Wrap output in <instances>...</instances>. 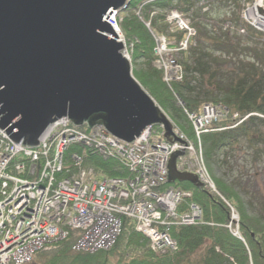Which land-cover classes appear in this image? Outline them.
I'll return each mask as SVG.
<instances>
[{"label":"trees","instance_id":"obj_1","mask_svg":"<svg viewBox=\"0 0 264 264\" xmlns=\"http://www.w3.org/2000/svg\"><path fill=\"white\" fill-rule=\"evenodd\" d=\"M197 1L154 0L143 3L139 8L141 0H130L128 7L121 10L118 16L121 18L126 47L130 51L133 75L181 130L185 131L184 125H187V134L193 136L186 111L199 113L203 103L220 104L228 110L224 118L211 124L212 128L218 129H211L201 135L203 157L212 173L213 166L223 161L213 159L215 151L231 146L242 137L251 139L254 132L264 128V49L253 44L255 35H259L257 39H262L260 34L264 33L249 27V41H243L238 36L220 30L218 24L210 19L207 21L209 24L202 25L199 12L192 10ZM232 4L237 8L241 6L239 0H232ZM138 8L139 14L135 11ZM171 8L189 14L192 24L197 27V34L196 44L188 48V54L185 55L187 60L182 61V80L168 85L162 80V71L154 65L152 32L165 33L169 29V37L175 40L183 37V31L165 21ZM151 10H155L153 15H150ZM227 20L242 23L238 14ZM146 21H149V27L145 25ZM214 51L226 55L224 59L231 60H220L213 55ZM218 64L225 67L219 68L221 73L217 72ZM208 86L210 88L206 89ZM195 90L202 94H193ZM234 113H237V117L232 116ZM249 113L253 114L238 122ZM80 128L90 131L85 124ZM152 128L161 130L159 125ZM72 148L81 155L85 166L94 167L101 176L129 175L125 163L119 158H102L82 145H72ZM227 156L226 152L223 159L226 160ZM215 182L221 196L204 186L196 187L189 181L163 184L165 187L178 186L191 192V196L181 203L180 210L190 201L202 209L203 223L169 227L168 232L176 243L174 250L164 254L153 252L148 239L135 229L134 221L122 217L121 232L108 249L74 251L72 245L78 235L72 230L64 239L45 245L34 253L29 263L35 261V256H42L40 262L32 264H264V215H248L239 195L224 181L215 177ZM231 206L239 213L243 241L232 235L225 226L229 222Z\"/></svg>","mask_w":264,"mask_h":264},{"label":"built area","instance_id":"obj_2","mask_svg":"<svg viewBox=\"0 0 264 264\" xmlns=\"http://www.w3.org/2000/svg\"><path fill=\"white\" fill-rule=\"evenodd\" d=\"M150 1L152 0H144V2ZM119 10L118 8L108 11L107 20L111 21L114 26L120 23ZM242 15L250 25L264 30V0L245 1ZM166 20L173 22L179 30L184 31L185 37L177 45H173V42L163 34H154L156 64L163 70L166 80H180L183 76V74H179L181 70L178 71L173 67H182L176 62L173 54L187 48L196 30L190 24L189 19L176 9L169 11ZM146 24L149 25V22ZM120 41L125 42L122 37ZM122 52L125 56L128 52L126 47ZM189 113L193 131L198 139L197 147L176 129L173 132L184 143L174 140L169 142L158 137L160 135L152 129V126L146 127L133 140L125 141L112 138L101 125H95L90 131L82 130L80 133L74 134L59 121V124L57 121L51 122L52 127L62 130L64 141L80 143L76 137L81 135V141L92 143L97 147L106 146L108 152L116 154L117 158L123 160L125 165L133 171V175L130 177L102 176L101 182L98 183V180H94L95 183L91 186H89V181L82 177L83 171L73 177L75 182L72 184L69 183L70 179L54 183V173L61 167L58 153L61 144L57 146L59 150L53 152L54 160L58 161L57 166L54 167L51 159L48 156L45 157L46 171L42 175L34 161L40 148L10 147L4 141V138L10 137L0 127V165L3 166L10 159L2 152L5 151V148H10L12 153L20 150V153L30 163L37 178L46 177L45 183L53 188L56 195H51L49 202L60 203V200H63L67 205L66 214L60 216L63 224H57L56 220L46 213L43 214L37 200L28 198V195L33 194L36 199H39L45 194L39 181L37 184H31L16 176H6V168L0 167V176H6L11 181V192L22 187H25L27 191L26 195H20L21 201L17 205L13 193L9 196L7 191L4 193L1 190L0 214H8L9 220L3 221L4 224L0 223V264H24L44 244L49 241H59L72 230L76 231L78 235L72 245L76 250L96 251L111 247L121 232L122 216H127L134 221L135 229L148 238L149 245L154 252L165 253L175 249L176 243L168 232L169 227L198 223L201 220L202 210L198 204L193 202L188 203L180 210L183 199L190 197L191 193L163 186L167 181L168 160L174 151L183 150V155L177 159L178 168L193 171L206 187L214 189L213 180L202 156L200 135L209 130L212 122L221 118L223 110H219L211 103H204L200 113ZM63 118L69 120L67 117ZM151 137L154 140H150ZM17 165V170L23 167L20 160ZM71 177L72 175L69 178ZM76 183L80 184L81 190L76 189ZM2 184L4 189L8 186L6 181ZM57 194H61V197ZM31 203L32 206H30ZM26 204L27 207L23 208V205ZM47 208L48 204H45L44 209L47 210ZM32 222L35 223V229L30 226ZM11 237L13 238L11 239ZM6 239L8 241H5Z\"/></svg>","mask_w":264,"mask_h":264},{"label":"water","instance_id":"obj_3","mask_svg":"<svg viewBox=\"0 0 264 264\" xmlns=\"http://www.w3.org/2000/svg\"><path fill=\"white\" fill-rule=\"evenodd\" d=\"M128 0H0V127L35 145L46 125L68 117L131 141L153 124L173 126L130 74L123 44L104 18ZM101 31V32H98ZM103 31V33H102ZM86 121V122H85ZM168 160V182H202Z\"/></svg>","mask_w":264,"mask_h":264},{"label":"bare ground","instance_id":"obj_4","mask_svg":"<svg viewBox=\"0 0 264 264\" xmlns=\"http://www.w3.org/2000/svg\"><path fill=\"white\" fill-rule=\"evenodd\" d=\"M107 15H108V13H107ZM107 18L108 17H105L104 19L109 24L112 25V27L115 30V32L118 35V37L113 36V35H111L109 33H106V32H105V35L107 34L109 37L114 38L116 41H120L121 40V37L125 40V36H124L123 30H122L121 23L117 24V26H114L111 21H108L107 20ZM120 20H121V18H120ZM98 32H101V31H98ZM102 33H103V31H102ZM122 44H123V47H126L127 46L126 45V42H122ZM122 49L120 50V53L121 54H123ZM153 53L155 54L154 49H153ZM125 56H126V58L128 60V63L130 65V67L132 68V64H131V61H130V53L127 52ZM154 65L157 68H159L158 65L156 64V58L154 59ZM131 68H130V74L132 75V78L136 82H138L140 84V82L138 81V79L133 75ZM173 68L176 69V70H178V71L181 70V72L179 74H181V75L183 74V69L182 68H180V67H173ZM162 80L165 83H168V82L171 81V80H166L164 76H162ZM140 86H141V84H140ZM144 91L148 95H150L145 89H144ZM178 101L180 103H182L179 98H178ZM155 103H156V101H155ZM156 105H158V104L156 103ZM202 107H203V104H202ZM202 107H201V110H202ZM189 114L190 113H186V118L188 120H190ZM63 117H65V116L58 117L54 121H57L58 124H59V122L61 124H64L74 134L80 133L82 131V129L80 128L82 126L81 124H76V123L72 122V120H70V119L69 120L68 119L67 120H64ZM50 123H48L46 125V127L44 128V130H42V132L39 134V136L37 138V140L39 142L36 143L35 145H27L26 142H25V145H24V144H22L20 142L13 141L11 138H8V139L7 138L6 139L4 138V141L6 143H8L10 147H16V148H20V147H24V146H27V147H30V148H37V147H39L40 148V152L38 151L37 157L34 158V161L38 165V167H39L42 175H44V173L46 171V167H45V161H46V159H45V157L48 156V158H50L51 161L53 162L54 167L57 166L58 161L57 160H54V157H53L54 156V153L53 152H57L59 150V147H57V146L59 144H61L62 146H61L60 150L58 151V153H59V161L61 162V167L58 170H56L55 173H54V183L55 184L58 183V182H60V181H62V180H65V179H70V181L68 180L70 184L74 183L75 180H74L73 177L76 176L78 173H80V171H83L82 177L84 179H87L89 181V186H91L93 183H95L94 180H98V183L101 182V180H102L101 177L102 176L95 172L96 170L94 169V167L85 166L83 164V159H82L81 155L75 149L72 148V145H79V146L82 145L83 148H90V149H92L93 152H95L96 155H98V156H100L102 158H105V159H108V158H114L115 159V158H117L116 154L111 153V152H108L107 149H106V146L100 145L99 147H97V146H95L92 143H86L84 141H81V139H82L81 135H78L76 137L77 140L80 141V143L79 142L69 143V141H67V140H65L66 141L65 142L63 140V134L61 132L62 130H60V128L56 129L57 127H54V126L52 127ZM84 124L87 125V123H84ZM155 125L156 124H153L152 127L155 126ZM101 126H103V125L101 124ZM52 128H54V129H52ZM92 128L93 127L89 128V129L91 130ZM103 128L108 132V130L104 126H103ZM160 128L164 130V128L162 126H160ZM144 130L145 129H143L142 131H144ZM163 130L162 131H158L157 130L156 133L158 135H160L158 137L165 139L166 137L164 135V131ZM108 134L112 138H116V139H120L121 140V138H119L118 136H116V135H114V134H112L110 132H108ZM172 135H173V137H176L177 138L174 141H177L179 143H184L183 140L180 139L178 137V135L175 134V132H173ZM149 139L150 140H154L152 137L149 138ZM167 141L171 142L170 140H167ZM5 151H2V152H4L6 156L10 157V159L8 160V163L6 162L3 166L0 165V167L6 168V176H16V177L21 178L22 180L29 181L31 184H37L38 181H39V183L41 184L42 188L45 190V194H43L39 199H36V197L33 194L31 196L28 195V198L29 199H33L34 201L37 200L36 202H38L39 205L41 206V209L43 211V214L46 213L48 216H50L51 218H53L54 220H56L57 221V224H63L60 216H61V214H66V207H67V205H65L66 202L63 201V200H60V203H50L49 202V200H50L49 198L51 197V195L55 196L56 194L53 192V188L49 187L45 183V181L47 180V178L46 177H43V176H40V177L37 178V176L35 175V173L33 172L32 168H31L30 163L27 162L25 156L22 153H20V150L17 151V152H15V153H12L10 151V148H7V149L5 148ZM176 151H174V152H176ZM19 160L22 162L23 167L20 170H17V168H18L17 162H19ZM73 167H74V169L71 170V168H73ZM127 169L129 171V175L127 177L132 176L133 175V171L130 170L129 167H127ZM85 170H86V172H84ZM71 175H72V177L69 178ZM6 176H0V195H2L1 194V190H3L4 193H6V191H7L9 193L8 194L9 196H11V193H13L14 194L13 197H16L17 205H19L20 204V201H21L20 195H26V193H27L26 188L25 187H22L19 190H12V192H11V187H10L11 181ZM108 177L114 178V177H119V176H108ZM4 181L8 182V186L5 187V189L2 187V185H3L2 183ZM22 184H24V183H22ZM75 187H76L77 190H81V186H80L79 183H76V186ZM172 190H179V191H182V192L183 191L184 192H190L189 190L182 189V188H180L178 186H173L172 187ZM57 195H59L61 197V194H57ZM45 204H48L47 210L44 209V205ZM32 205L33 204L31 203L30 206H32ZM28 206H29V204H28ZM25 207H27V204L26 205H23V208H25ZM90 210L91 209L89 208V211ZM8 216H9L8 214H0V217H1L0 223L1 224H4L3 221L9 220ZM122 217H127V216H122ZM229 218L230 219H233L232 216H230ZM34 225H35L34 222L30 223V226L35 229V226ZM225 226L229 229V227L231 226V224H225ZM230 233L232 235H236L237 234V233H235L233 231H230ZM12 238L13 237H11V239ZM5 241H8V239H6ZM51 243H53V242H50L49 241L48 243L44 244L39 250H41L45 245H48V244H51ZM108 248H110V247H108ZM108 248H105V249H108ZM72 249L74 251H76V252L77 251H81V252H94V251H86V250H76L73 247H72ZM98 250H100V249H98ZM30 261H31V259L29 261H27L26 263H24V264H28Z\"/></svg>","mask_w":264,"mask_h":264},{"label":"rangeland","instance_id":"obj_5","mask_svg":"<svg viewBox=\"0 0 264 264\" xmlns=\"http://www.w3.org/2000/svg\"><path fill=\"white\" fill-rule=\"evenodd\" d=\"M209 4H210L209 10L203 13L199 10L200 6L197 3L195 7L192 9L194 12L195 11L199 12L201 19H202V25H204L205 23H208L207 22L208 19H210L211 21H215L217 24L220 25L222 22L226 21L228 18H234V16L237 14L240 17L241 6L240 8H237L236 5L232 4V0H209ZM188 15L189 14H185V16H188ZM234 26H237V24L234 23ZM207 28L210 29L208 24H207ZM167 32H169V29L167 30ZM167 32H165L166 34L165 36L170 41H172L174 38L169 37ZM248 34H249V29L248 30L246 29L245 33H237L234 29H232L229 33V35L231 36L232 35L238 36L243 41L248 40L247 39L249 38ZM152 35L154 34L152 33ZM260 35L262 36V39L261 38L257 39L259 35L258 34L255 35V40H254L255 42L253 41V44H257L262 49H264V35L262 34ZM204 44H206V46L209 47V44L207 42H204ZM187 50H179V51L174 52L173 54L176 62L179 63L180 65H182V61L184 59L187 60L185 58V55L188 54ZM213 55L218 56L220 60L222 61L231 60V59H224V58H227V56L219 52H216V51L213 52ZM216 66H218V69L219 68L225 69L223 64H218ZM217 72H220V69L217 70ZM209 88L210 86L206 87V89H209ZM192 93L197 94V95L202 94V92L198 94L196 90L193 91ZM213 105L222 111V106L220 104H213ZM162 111L164 112L165 116L169 120V123L172 124V126L176 130L185 134L195 145L196 143L198 145V139L196 138L195 133L193 132V136L191 134H187V132L189 133V128L187 127V125L186 126L184 125L185 131L181 130L178 127V125L174 122V120L170 117V115L163 109ZM250 114H253V113H250ZM246 118L247 117H245V119ZM221 119H222V116H221ZM253 135L254 136H252L251 139L248 137H242L236 143H233L231 146L215 151L214 155L212 156L213 159L214 160L222 159L223 161H219L213 166V171H212L213 174L210 171L209 172L213 179L214 186L217 191L216 193L219 194V196L221 195L217 189L215 177L224 181V183L232 191L236 192L239 195L240 199L246 206L245 208L247 210L248 215H257V216L263 217L264 212L262 211H264V128H262V130L259 132H254ZM201 150H202V146H201ZM226 152L228 153V156H227V159L225 160L223 159V156ZM256 156L258 157L256 158ZM205 164H206V161H205ZM222 198L228 203L227 199H225L224 197ZM230 213H231L230 216L234 217L231 228L234 229L233 232L237 233L235 237L243 241L244 239H243V236L239 228V213L232 206H231ZM41 257L35 256L33 259L35 261H32V263L40 262ZM32 263H29V264H32Z\"/></svg>","mask_w":264,"mask_h":264}]
</instances>
